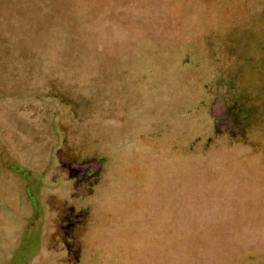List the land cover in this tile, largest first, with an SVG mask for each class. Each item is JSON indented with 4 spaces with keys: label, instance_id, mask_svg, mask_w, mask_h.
I'll use <instances>...</instances> for the list:
<instances>
[{
    "label": "rangeland",
    "instance_id": "obj_1",
    "mask_svg": "<svg viewBox=\"0 0 264 264\" xmlns=\"http://www.w3.org/2000/svg\"><path fill=\"white\" fill-rule=\"evenodd\" d=\"M220 1L0 0V145L29 171L52 144L103 162L81 264H264V40L252 2L210 27Z\"/></svg>",
    "mask_w": 264,
    "mask_h": 264
},
{
    "label": "flooded vegetation",
    "instance_id": "obj_2",
    "mask_svg": "<svg viewBox=\"0 0 264 264\" xmlns=\"http://www.w3.org/2000/svg\"><path fill=\"white\" fill-rule=\"evenodd\" d=\"M227 2L221 0L218 6L212 5L217 10L209 21L210 27L215 25L217 31L225 36L229 29L237 28L229 24L228 20H231L230 15L238 13L234 3L240 4L242 0ZM251 2L254 11L247 15V19L253 24V31L242 36L248 40L251 37L264 40V1L243 0V3ZM226 45L229 49L236 43L231 41ZM259 48L264 49V41L259 42ZM222 109L223 99L219 95L214 99L211 111L217 116ZM221 112L223 115L226 113L224 109ZM223 115L218 117L220 123L223 122ZM66 135L67 132L59 130L55 136L65 141L68 140ZM77 147L69 149L65 143L52 144L48 158L43 160V164H38L39 169L29 171L13 161L0 145V190L2 192L9 184L18 189L17 202L13 208L8 205L10 199L4 198L5 192L0 194V206L3 208L0 223L11 228L10 232L15 231L6 246V264L98 262L99 246L95 247V251H98L93 257L89 255L91 246L87 245L88 241L80 240L86 226L93 221L92 216L89 221L90 209L83 201L94 196L96 180L104 169L103 162L95 155L81 156L82 145ZM26 158L32 160L33 156ZM9 209H13L12 214ZM11 215L14 221L10 220ZM3 225L2 230H5Z\"/></svg>",
    "mask_w": 264,
    "mask_h": 264
},
{
    "label": "trees",
    "instance_id": "obj_3",
    "mask_svg": "<svg viewBox=\"0 0 264 264\" xmlns=\"http://www.w3.org/2000/svg\"><path fill=\"white\" fill-rule=\"evenodd\" d=\"M173 68L175 69V71H177L175 78L173 80H171L170 82H164V85L168 84V86H170V87H175L176 88V94L175 95H177V90H178V93L179 92L187 93L189 91V90H187V85H190V84H187L189 82V79L186 77L185 74H182L181 70H178L177 67H173ZM173 93H174V91H173ZM175 95H174L173 99L176 98ZM214 99L215 98H213V101H214ZM235 115H237V114H235ZM242 115H244V114H242ZM211 116L214 117L215 116L214 113L211 112ZM227 120H228L227 117L224 116L223 121L227 123L228 122ZM229 120H230L229 122L232 121L235 123L236 116L230 117Z\"/></svg>",
    "mask_w": 264,
    "mask_h": 264
},
{
    "label": "water",
    "instance_id": "obj_4",
    "mask_svg": "<svg viewBox=\"0 0 264 264\" xmlns=\"http://www.w3.org/2000/svg\"><path fill=\"white\" fill-rule=\"evenodd\" d=\"M94 164L96 163V161L95 162H93Z\"/></svg>",
    "mask_w": 264,
    "mask_h": 264
}]
</instances>
